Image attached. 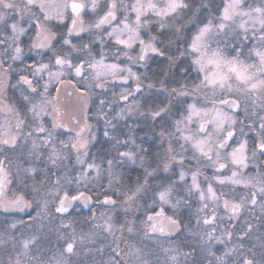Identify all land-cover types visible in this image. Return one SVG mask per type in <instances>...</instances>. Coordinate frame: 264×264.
Segmentation results:
<instances>
[{
  "label": "snow or ice",
  "instance_id": "snow-or-ice-1",
  "mask_svg": "<svg viewBox=\"0 0 264 264\" xmlns=\"http://www.w3.org/2000/svg\"><path fill=\"white\" fill-rule=\"evenodd\" d=\"M104 4L103 14L99 15L95 22H90L85 27V22L82 15L87 11L93 15L101 11V3ZM221 7H217L218 14L205 17L200 20L197 13L203 6L193 8V3L190 0H90L86 3L85 0H0V145L15 147L21 137L27 140L33 134L32 131L23 132L26 123V117L21 115L20 109L15 103H9L4 99L6 81L12 71L11 64L4 67L5 61L20 60L23 48L20 46V38L28 32H34L33 36L29 37L28 50L35 51L37 55L44 49L53 52L50 57V63H42L33 61L34 70L31 75L36 77L38 74L47 72L48 80L43 84L42 91L39 92L41 102L39 104H31L28 112L32 113L33 121L40 119L42 116L51 117V130L45 127L42 119L40 124L34 131L45 139L41 140V144L50 145L51 150L48 155V160L53 164L58 161L68 159L65 155L67 150L75 153L77 164L85 165L80 177L77 179L66 178L65 185H60L59 178L55 181L58 191L54 194L55 199L59 201L56 207V212L67 213L70 208H74L81 201L87 206L91 203L93 197L92 189L89 188V169L100 175V166L88 163L85 159L89 155V146L91 139L95 136L90 132V125L87 123V100L88 91L81 92L76 85L77 92H81L80 99L83 101L82 111L85 113L83 123L71 117V121L78 127L69 128L65 122L66 113L58 106L60 87L62 85L71 84V81H65V77L73 74L76 77H82L86 80L95 81V84H90L89 87L103 89L109 79L127 81L130 78H135L137 81L134 92L120 94V99L127 101L129 96L141 90L140 77L132 73V69L122 68L119 63H106L105 47L106 42L104 36H100L101 51L93 55L91 44L95 41L89 40V43L83 44L79 49L72 43V37L80 36V33H92L102 31L105 26L110 28L105 34L108 40L116 45V51L112 53L116 60L123 56L129 62L147 63L149 54H154L160 57H165V51L158 48L156 45L162 43L158 36L150 35L147 42L142 38L141 33L144 30L150 29V26L155 23L161 34L173 30L176 36L175 41H169V44L176 43V52L178 56L168 55L165 58L169 64H175L177 58H187L188 68L195 73L192 82L185 81L181 85V89H164L169 97H191L192 102L187 103L179 109L180 118L172 122V130L165 131L164 123L161 124L160 138L168 137L169 145L166 150L167 159L163 163V171L167 172L176 165L180 166L179 179L185 181L187 172L191 173V185L187 191L192 195L193 191L199 193V200L202 206L199 212H208V204L205 201H210L214 207L211 209L210 218L203 220L205 225H214L217 221V212L220 208L221 200H223V209L229 214L230 218H238L243 210L248 206L257 204V196L259 194L261 200V210L264 211V172H258L260 177L245 178L241 169H247L250 161H255L257 153L264 156V0H260L258 4L246 5V0H221ZM192 11L193 16L186 24L176 25L168 24L169 19H181L183 14ZM154 18V19H150ZM71 20V26L67 27V33L58 34L49 26L53 21L57 22V26L64 25L66 20ZM26 22L28 27L22 26ZM190 26V27H189ZM194 29V30H193ZM82 39V37H81ZM59 45L61 49L65 46L69 47L71 52H86L87 59L81 56H72L70 53L61 55L55 54V49ZM139 46V51L136 57L129 55V51L134 50ZM78 61L74 63L73 61ZM53 68L66 69V71L53 72ZM189 74L188 69L183 70ZM90 75H85V73ZM127 73V75H124ZM42 78V76H41ZM57 84V97L52 100L48 99L49 86ZM17 84L27 85L30 90V95L37 93V87L33 86V81L26 76H21ZM16 87V85H13ZM147 87L152 88L149 84ZM30 95H23L24 101H30ZM243 100V112L245 119H249V101L253 112L252 116H256L260 123L259 131L254 137L255 147L248 154V140L239 139L237 137V125H240V133L244 135V120L238 119V110L241 109V101ZM101 104L104 101L100 102ZM51 106V111L48 107ZM133 107H136L134 105ZM259 109V111H255ZM130 111V110H129ZM124 110H121V114ZM168 107H159L156 110L139 113L155 121L163 115L169 114ZM15 121L13 124L12 122ZM110 123V122H109ZM115 128V125H112ZM255 121L252 122L251 129H256ZM56 129H67L69 132H74V138L65 142L57 141L53 137V132ZM88 135H85V133ZM105 136H108V131H105ZM113 139H116L113 137ZM175 140L180 152L176 153L173 148L172 141ZM121 141L116 139V145L119 146ZM124 144L129 141H124ZM135 144V141H131ZM33 150L37 149L35 142L32 144ZM146 150L139 147L137 151L120 152L118 155L121 161L128 160L135 163L137 158L140 159L143 166L145 161L143 153ZM191 155H188V153ZM31 154V153H30ZM0 210L5 213L23 212L31 216L29 209H39L40 212L47 210L48 201L45 200L43 207L39 202L33 208V202L26 198L28 195H39V189L33 187L29 191L28 185L24 180L18 179L21 175V170L18 168L15 172L12 170L11 161L7 157H3L0 153ZM195 162L197 166L203 164L214 170L213 180L221 187L225 185H243L244 187L256 188L260 185L259 192H251L250 199L240 198L239 202L230 201L224 198L225 193L217 194L213 188L212 182H208L207 189H202L199 182L201 175L200 168L195 170L189 168L187 172L184 169L186 163ZM108 175L112 176L113 161L108 160ZM231 166L230 176H222V170H227ZM160 166L157 165V168ZM259 168V165H256ZM35 169L26 168L23 172L28 175L33 173ZM156 169L151 171L148 168L144 170V182L138 183L134 189H129L123 193V204L127 205L125 213L142 198V194L147 192L148 179L153 177ZM256 180L253 183V180ZM207 181V177L205 178ZM75 184V187L72 185ZM111 186V179L109 181ZM83 189V190H81ZM174 186L169 183L167 186L160 185V190L154 193L153 206L150 207L149 214H146L145 220L141 221L144 226V235L161 234L163 236L176 235L179 236L182 230V223L179 218V208L182 205L181 198H176L173 202L172 195ZM100 206L110 205L115 207L117 201L112 196L105 195ZM158 205V207H157ZM166 208L172 212L167 214ZM39 214V212H38ZM103 215V214H102ZM95 218V217H93ZM34 219V218H33ZM200 221L198 220L197 223ZM15 228L16 225L11 226ZM96 227L101 228L104 232L112 235L116 241L120 238L115 237L116 231L123 233L127 231L132 234L135 230L134 221H126L124 224L117 227L112 222V217L108 216L102 225ZM216 229L213 227L212 232L207 234L208 241L213 239L224 243L231 241L233 238V230L224 229L220 236H215ZM252 232V225L247 224L243 231L237 236V240L241 241L247 238ZM85 237H80V244L83 245ZM36 243V239L24 240L22 242V251L16 254L15 258L11 256L7 264H69L71 257L78 256L76 243L77 238L73 234L65 241L63 250L59 256L52 257L48 260L42 259L39 255H32V245ZM85 249V253L89 252ZM102 252L103 249H97ZM208 255L212 257L209 264H229V258L235 256L231 260V264H264V251H262L261 259L256 260L255 253L248 249L249 255L245 254L244 243L238 242L231 249H227L220 256H217L209 246ZM165 254L172 252L169 257V264H180L179 257L183 255L185 260L192 253H180L177 249H164ZM111 255L103 264H152L143 252V249L136 248L134 245H129L127 252L119 248L117 243L115 248L111 249ZM195 264V262H194Z\"/></svg>",
  "mask_w": 264,
  "mask_h": 264
},
{
  "label": "rangeland",
  "instance_id": "rangeland-1",
  "mask_svg": "<svg viewBox=\"0 0 264 264\" xmlns=\"http://www.w3.org/2000/svg\"><path fill=\"white\" fill-rule=\"evenodd\" d=\"M85 2L89 3L90 0H85ZM129 2H130V0H129ZM248 4L255 5V3L253 1H251V2L246 1L245 6H247ZM103 10H104V4L102 2L101 3V11H99L97 14L93 15L92 13L86 11L82 15V19L84 18L85 27H87L90 22H95V20L98 18V16L103 14ZM150 19H154V18L150 17ZM178 20L179 19H177V20L169 19L167 21V23L168 24L175 23L178 26V24H180V23H178ZM68 21L71 22V20L68 19L64 22V25L59 26L61 28V30H64V31L67 30V29H65V26L67 25ZM153 25H156V24L153 23L150 26V29L152 28ZM22 26H23V24H22ZM49 26L54 31V27L57 26V22L53 21ZM24 27H28V25H26ZM150 29L144 30L141 33L142 38L146 42H147L148 37L150 35L156 36V35H153L152 33H150ZM156 29L158 31H160L157 25H156ZM107 31H110V28L107 27V28H104L102 31L92 32L91 34L96 35V37L94 39L95 43L91 44L90 47H92L93 55L98 54L101 51V44H100L99 37L103 35L104 40L106 42V47L104 49L105 55H106V63H119V60L111 59V57L113 56L112 55L113 52L110 51L109 45H114V46H116V45L112 41L108 40V38L105 34ZM27 36H28V33L25 35H22L20 40H23V38H26ZM156 46L161 49L160 43H158ZM95 50H97V51H95ZM78 56H81L82 58L87 59V53L86 52H83V53L78 52ZM96 58L97 59L99 58L98 55H96ZM120 66L122 68H129L127 65H121L120 64ZM85 75L87 76L90 74L86 72ZM124 75H127V73H124ZM194 76H195V73H194ZM79 82H80V84H84V86H89L90 84H93V85L95 84V81H91L90 79L86 80V79H83L82 77H79ZM91 88L98 89L96 87H91ZM164 89L165 88H163L162 85H159V87H152V88L147 89L142 94L145 97H148V95H155L156 93L159 94L161 97V102H162L161 106L168 107L171 109L169 114L163 115L160 119L153 121L149 118L150 119L149 122H151V123L154 122V124L156 123L158 125L159 134L161 132L162 122L164 123V130L166 128L168 129V125L170 124V122H173L176 119L180 118L179 109L182 106H186L187 103L192 102L191 97H180V96L169 97L167 92L164 91ZM180 90H182V89L180 88ZM122 92L123 91H121V93ZM123 93H125V91ZM143 99H145V98L143 97ZM243 108H244V104H243V100H242L241 101V109L238 112V119L239 120H243L242 118H245ZM255 111H259V109H255ZM136 112L137 111L134 112L133 110L132 111L130 110L127 112H123L121 114V111H119L118 113H120V114H118L117 116H113L112 119H110V120L108 119V118H111L110 114L104 113L106 115L108 121L110 122L108 124V126L110 127V132L113 133V131H114L112 125L121 126V124L124 122V120L135 119L137 121V119H140L141 115L139 113H141L143 111H139L137 114H136ZM144 112H147V111H144ZM252 112H253V109L251 108V102L249 101V117L251 116ZM49 118L51 119L50 116H49ZM80 119H82V118H80ZM245 120L249 121V120H253V118L250 117L249 119H245ZM12 123L14 124L15 121H13ZM81 123H83V122H81ZM35 128H36V126L24 127L23 132L27 133L29 131H32L33 132L32 136L26 140L24 138V136L21 135L17 145L15 147L10 146L11 149L13 150V152L14 151L15 152L21 151V152L25 153V149L27 150V152H26L27 154L25 155V159L28 160V163L27 162L23 163L22 162L23 157L20 158L19 156H17V153L13 154L12 159H10L7 156V158L11 161L13 172H15L18 168L21 170V175L18 177V179L24 180V182H25V180H26L25 175L26 174L23 172V169H26V168L36 169V167H34V163H35V160H38V159H40V161H42V162H44V164H46V170L47 171H54L57 179L59 178V180H60V185H65L66 178H69L68 174H70V178L73 180L79 178L82 169L87 168V164H85V165L77 164L76 159H75V153L72 151V156L74 157L73 159L75 162L74 164L76 165V167H74V169L70 164V156H68V159L58 161L57 164L53 165L47 158L49 153H50L51 146L50 145L46 146V145L41 144V140L45 139V137L36 133L34 131ZM71 128H76V130H79L77 127H74V126H71ZM239 129H240V125L238 124L237 128H236L237 137L239 139H247L248 140V142H249L248 143V154L250 156L251 151H252L251 147L253 145L252 142H254V140L251 141L248 138V135L252 134L251 127L246 126V125L244 126V135H241ZM49 130H51V128H49ZM171 130H172V124L169 126V131H171ZM90 132L92 135L95 136V139H91V137H89V139L91 140V143H90V146H91L92 143L98 138V136H99L98 132L99 131L95 130L94 127L91 125L90 126ZM63 135L65 136L66 140H64V137H61ZM85 135H88V133L86 132ZM53 137L57 141V147H59V143H58L59 141L63 140L65 142H68L69 140H72L74 138V133L69 132L66 129H56L53 132ZM130 138H131V136L129 137V139ZM163 140L165 141L166 147L168 148V145H169L167 142L168 137H164ZM124 141H126V140H124ZM131 141H133L132 138L129 140V143H127L128 145L127 144H124V145L120 144L118 146L120 151L121 152L133 151L134 147H133V149L128 148L129 150H127V146H129V144H132ZM33 142H35L37 145L36 150H33V147H32ZM175 144L178 145V143L174 140L173 145H175ZM134 145H136V144H134ZM90 146H89V148H90ZM5 149H6L5 145H0V153H2L4 157H6V155H4V154H6ZM178 149H179V146H178ZM179 151H180V149H179ZM179 151L177 153H179ZM188 154L191 155L190 152ZM87 157L85 158L86 160H87ZM0 158H2V157H0ZM19 158H20V160H19ZM119 158H120V156H119ZM32 159H33V161H31ZM123 161L125 162V164L128 167L129 166L130 167H133V166L138 167L141 164L139 158H137L135 163H131L130 161H128L126 159ZM87 162H88V160H87ZM88 163H92V161H89ZM194 164H195V162H194ZM97 165L100 166V175L97 178L96 172L89 169L88 170L89 176H90V177L88 176L89 184H93L95 181L96 182L101 181L104 173H106L108 175V169H106V171H105V169L102 168L101 164H97ZM256 165H259V168H257ZM107 167H108V165H107ZM184 169L187 172L188 168L184 167ZM114 170H115V165L113 163V168L111 170L112 176L109 177V175H108L109 179L107 182V185H108L107 189L110 191L114 190V188H115L114 185L116 183L120 184V182H121L120 176H118ZM151 170L149 169V171H151ZM170 170L165 172L164 175L165 176H169L167 174L173 175V176L171 175L172 178L169 179V181L167 180L168 182L166 181L168 184L171 183L174 186L175 190H174L173 195H172L173 202H175L176 198H181L182 205L179 208V214L183 211V208L187 206L186 208L188 210L186 209V211L189 214H192L191 216L189 215V217H191V218L193 217L192 218L193 223L192 224L188 223V226L185 229V231H182L180 233V235L177 237L178 238L177 242L172 243L170 241L166 242L162 238L157 237L158 233L155 234L157 236L153 239V242H152V240L150 241V239H148L149 241L142 240V238H141L142 236L138 235V233H139L138 231H140L141 229L144 230V226L142 223L137 222V223H135V227H136L135 231L131 235V237H132L131 241L132 240H134V241L130 242L129 245H134L136 248L143 249V252L145 253L146 258L148 260H150L152 262V264H154V262H155L154 260L157 259V256L159 254L164 260V262H162V263L163 264H169V257L172 255V252L165 254L164 249H177V250H179L180 253H192L193 250H195L193 255H189L187 257V260H185V257L183 255H181L179 257L180 264H194V262H195V264H197V263L198 264H209V261L212 260V257L208 255V251H207L209 246L211 247L212 251L216 253L217 256H220L227 249H231L238 242H243L244 248L247 247L248 243H251L253 245H256L261 251H264V211L261 210V206H260L261 200H260L259 194L257 196V201H258L257 204L255 206L248 205L243 210L241 215L236 219L230 218L229 214L223 209V200H221L220 208L217 212L218 218H217L216 223L214 225H211V226L205 225L203 223V220L206 218H210L211 209L214 207V205L210 201H205V203L208 204V212H206V213L199 212V209L202 206V204L199 200V193L193 191L192 195H189L188 191H187L188 187L191 185V173L187 172V179L185 182V181H181L179 179V172L181 170L180 167L177 166V168L174 169L173 173L170 172ZM232 170H235V169H232L230 166L229 169L222 170L221 175L222 176H230ZM240 171L243 173L245 178L255 177L256 179H259L260 177L257 175V173L258 172H264V164L260 159V154L257 153V158L254 162L253 161L249 162V167L247 169H241ZM34 172L31 173L30 175L34 174ZM200 173H201V175L199 177V182L201 184L202 189L206 190L207 186H208V182H212L213 188L216 190L217 194H219L220 192H224L226 194L224 198L229 199L230 201L239 202L240 198H242V197L246 198V199H250L251 192H253V191H255L257 193L259 192L260 185H257L256 188H252L250 186L244 187L243 185H230V184L221 187L220 185L215 183L213 180L214 170L210 167L203 165V164H201ZM30 175H28V176H30ZM206 177H207V181L205 180ZM110 179H111V186L109 185ZM142 181L144 182L143 179H142ZM255 182H256V180L254 179L253 183H255ZM148 184H150V186L152 188H151V190L149 189L150 200H149V203L147 204V206L144 208V212H143L145 215V218H146V214H149L150 207L153 206L152 197H153L154 193H156L160 190V187H158L159 182H155L154 184H156V185H153L152 182H149V180H148ZM75 186H76L75 184L72 185V187H75ZM122 188L124 190H127V187L124 185H122ZM117 189H119V188H117ZM120 189H121V187H120ZM53 190H54L53 192L49 191L45 195L46 196L45 200L48 201V207H47V210H45V211L40 212V211H38V209H36V210L29 209V211L31 212V216H28V215L24 214L23 212L19 215H10V216L0 213V246H3V245L7 246L8 249L10 247L11 248H13V247L17 248V253H18V252L22 251L21 245H22V242L24 240H30L32 238H35L36 243L34 245H32V253L31 254L32 255H39L42 257V259L48 260L54 256L58 257L59 253L63 250V247L65 246V241L68 240L74 234L77 238L76 247H77V251L80 253V255L71 257L69 264H73V262H75V260L79 261L78 264H103L104 261H107L109 259L110 255L112 254L111 249L116 247L117 242L112 235L104 232L101 228L96 227V226L102 225L104 223V220L108 216H111L112 222L117 227H119L120 224L115 222V219H114L115 213H117L115 211L119 210V206L118 205L115 207L111 206L112 209L104 210L99 214H97V212L93 209V211L89 217L90 226H89V228L85 229V228H83L82 222H77L75 219L73 220V217L68 218L67 214H62L64 216H66L65 218L60 217V216L56 217V216H58L57 214H60V213L56 212V207L58 206L59 201L57 199H55V196H54V194L58 191L57 186L55 188H53ZM26 198H28L32 201L31 198H29L27 196H26ZM43 203H44V201H42L40 204L42 207H43ZM35 206H36V203H33V208H35ZM120 206H122V205H120ZM190 206L193 207L191 210L189 209ZM157 207H158V205H157ZM122 209L125 212V207L122 206ZM38 212H39V214H38ZM74 213H77V212L73 211L72 214H74ZM168 214L171 215L172 212L169 210ZM93 217H95V218H93ZM198 220L200 221L199 223H197ZM13 224L16 225L15 228L11 227ZM247 224L252 225V232L250 233V235L247 238H244L243 240L238 241L237 236L243 231V229L245 228V226ZM213 227L216 229L214 235L220 236L221 239H224L222 236V231L224 229L233 230L232 240L229 241V243L226 240L224 243H221L215 239H213L212 241H208L207 234L209 232H212ZM118 233H119V231H116L115 237H117ZM81 236L85 237L83 245L80 244V237ZM159 236H161V235H159ZM162 237L165 238L167 236H162ZM140 238H141V240H140ZM104 240H105V244H104ZM99 242H100V245H103V246H99V248H97V249H101L103 247L102 248L103 251L101 253H99V255H98L99 257L96 256V257H98V258H96L95 257V251H97V249L93 248V246ZM101 243H103V244H101ZM151 244L153 245L154 249L160 248L158 255L152 254L153 256L151 255V257H150V251L152 250V249H150ZM141 245H143V246H141ZM85 249H89L90 251L85 253ZM104 249L106 250L105 253H104ZM127 250H128V247H127ZM16 254L12 258H15ZM85 258H86L85 261H80L81 259H85ZM235 258H236L235 256L230 257L229 258V264H231V260L235 259ZM130 264H134V262H130ZM213 264H214V261H213Z\"/></svg>",
  "mask_w": 264,
  "mask_h": 264
},
{
  "label": "trees",
  "instance_id": "trees-1",
  "mask_svg": "<svg viewBox=\"0 0 264 264\" xmlns=\"http://www.w3.org/2000/svg\"><path fill=\"white\" fill-rule=\"evenodd\" d=\"M246 1L247 2L253 1L255 4L260 2V0H246ZM190 2L193 3V8H195L197 6H203L201 8V10L197 13L200 20H204L205 17H208L210 15L218 14L217 7L219 6L222 8V6H223L221 4V0H190ZM192 16H193L192 11H188V12L183 14L182 18L178 20V23L186 24ZM180 24H178V25H180ZM150 33L158 36L160 41H162V43H160V46H161V50L165 51V57L168 55L178 56V54L176 52L177 44L174 42L169 44L170 40L175 41V39H176V36L173 34L172 29H169L168 31L161 34V32L156 29V25H153L152 28L150 29ZM88 41H89V37L88 38L85 37L83 39H80V45L82 46L83 44H87ZM95 51H97V50H95ZM156 57H157V59L153 60V62L149 63L148 65L144 64V70H143V73H144V75H143V86H144V88H146L147 85L151 84V85H153V87H159V85H162L163 88L169 89V90L172 88L180 89L181 85L183 83H185V81H188L189 83L193 81L194 72H191V69L188 68L189 62H188L187 58H177L176 63L170 65L168 60L165 57H160V56H156ZM184 69H188L189 74H186L183 71ZM150 98L152 99V101L151 100L149 101ZM143 104H151V105H155V106L160 107L162 105L161 97L157 93L155 95H149V97L147 99L143 100ZM96 105H97V103L94 106L92 105V107H94V109H96ZM99 105H101V104L99 103ZM103 114H104L103 111H100L98 114L97 113L94 114V115H97L98 122H103L104 120H108V119L110 120V119H112L113 116H117L119 113L118 112L109 113L111 118H108V119L107 118L106 119L98 118V116H100V115L102 116ZM250 117L253 118V120L248 121V120H245V118H242V119L244 120V124L246 126H250V127L252 125V122L255 121V124L257 127L255 130L251 129L252 134L248 135V138L252 141V140H254V137H256L257 132L259 131L258 125H259L260 121H259V119H257L256 116L251 115ZM130 120H133V119H130ZM94 129L99 131L98 132L99 136L92 143V145L89 148V155L87 157L88 162L94 161L95 164H101L102 168L105 169V171H106V169H108L107 161L112 160L114 165H115L114 171L116 172V174L118 176H120L121 182H120V184L116 183L114 185V187H115L114 190H112V191L108 190L107 189V187H108L107 182H108L109 177L106 173H104L101 181H99V182L95 181L93 184H89V188L92 189L91 195H92L93 199L96 201H97V197H98L100 202H102L104 200L105 195L112 196V198H114V200L117 201V205L119 206V210L115 211L117 213H115L114 219H115V222H117L118 224H120V225L124 224L126 221H135V223H137V222L141 223V221H143L145 219V215L143 212H144V208L149 203L150 191L147 190L146 193L142 194V198L138 199L136 201V203L131 207V209L128 210L127 214L122 209V206L126 208L127 205L125 206V204H123L121 202L124 200L123 193L128 192L129 189H134L138 183H143L142 179L144 180V170L145 169L144 168L141 169L140 166H138V167H136V166L130 167L129 166L128 167L125 164V162L121 161V159L119 158L118 153H120L121 151H120L119 147L116 145V139L121 141V143H120L121 145H124V143H123L124 142V139H123L124 130H123V128H121V126H115V128H113L114 129L113 133L110 132L109 126L107 128L106 127L104 128L103 125L95 126ZM105 131H108V136L104 135ZM61 137H64V140H66L64 135ZM113 137H115L116 139H113ZM133 147H134V149H133ZM5 148H6L5 149L6 154H4V155H6V157L8 156L10 159H12L13 154L17 153V156H19L20 158L23 157V159H24V160L22 159L23 163H26V162L28 163V160L25 159V155L27 154L26 149H25V153H24L21 151H16V152L14 151L13 152L11 147H5ZM128 148L133 149V151H135V145L134 144H129V146H127V149ZM65 155L70 156V164L74 169V167H76V165L74 164L75 162L73 159L74 157L72 156V151L67 150L65 152ZM161 156H162V153H161V149L159 148L157 150H154L152 152V154H149L145 157V161H146L145 163L147 164L148 168H150L152 165L156 166L157 164L160 166L159 168H156V172H155L154 176L150 177L148 179L149 182H152V184L155 182H159L158 187H160V185L166 186L168 184L167 182L169 181V176H165L164 172H163V167L161 165ZM20 158H19V160H20ZM31 161H33V159ZM34 167H36V169H35L36 171L34 172V174L27 176L25 183L28 185L29 191L33 187L38 188L39 189V195H36V196L28 195L27 197L31 198L33 203L39 202L41 204V202L45 201V199H46V196H45L46 193H48L49 191L50 192L54 191L53 188L56 187L55 181L57 180V177H56L54 171H47L46 170V164H44V162L40 161V159L35 160ZM68 177L70 178V174H68ZM122 185L126 186L127 190H124L122 188ZM120 187H121V189H120ZM117 188H119V189H117ZM120 205H122V206H120ZM186 207H184L183 211L179 214V218H180L181 223H182L181 232L185 231V229L188 226V223H190V224L193 223V219H192L193 217L192 218L189 217V215L191 216L192 214H189L186 211V209H187ZM41 208H42V206H41ZM192 208L193 207L190 206L189 209L191 210ZM93 209L97 212V214H99L104 210L112 209V207L109 205L100 206V203H98L91 210H85L84 208H81L79 211H76L77 213H74V214L70 213L67 217L68 218L73 217V220L75 219L77 222H82L83 228L87 229L90 226L89 217H90ZM38 211H40V210L38 209ZM166 211L168 214L169 210L167 208H166ZM57 215L58 216H56V215L55 216L56 217L60 216L59 214H57ZM138 232H139L138 235H141L142 240H145V241H149L148 239H150V241L152 240V242H153V239L158 235V234L157 235L152 234L149 236H145L144 230H142V229ZM131 235L132 234H129L127 231H124L123 233H121L119 231V233L117 235V237H119L120 239L116 242L119 243V248L123 249L124 252H127V247L129 246L130 242L134 241V240L131 241V238H132ZM157 237L162 238L166 242L170 241L172 243H176L177 239H178L177 238L178 236H176V235L174 237H165V238L158 235ZM141 238H140V240H141ZM228 243H229V241H228ZM101 244H103V243H101ZM104 244H105V240H104ZM152 244L150 245V247H151L150 249H152L150 251V257L152 254L158 255V252L160 249V248L154 249ZM99 246H103V245H100V242H99V243H96V245H94L93 248L97 249V248H99ZM141 246H143V245H141ZM248 249H251L252 252L255 253V257H256L257 261H259L261 259L262 251L256 245L248 243L247 247L244 248L245 254L249 255V257L251 258V254L248 253ZM105 251L106 250L104 249V253H105ZM16 253H17V248H14V247L11 248L10 247L8 249L7 246H4V245L0 246V264H7L9 257L10 256L14 257V255ZM99 253H101V252L95 251V257L98 256ZM98 257H96V258H98ZM154 261H155L154 264H163L162 262H164L163 258L160 256V254L157 256V259ZM78 263H77V261L73 262V264H78Z\"/></svg>",
  "mask_w": 264,
  "mask_h": 264
},
{
  "label": "flooded vegetation",
  "instance_id": "flooded-vegetation-1",
  "mask_svg": "<svg viewBox=\"0 0 264 264\" xmlns=\"http://www.w3.org/2000/svg\"><path fill=\"white\" fill-rule=\"evenodd\" d=\"M83 20H84V18H83ZM26 25H27V23L24 22L23 26H26ZM68 26H71V22H69V21L67 22L65 29H67ZM107 27L108 26H105L104 28H107ZM54 31L57 32L58 34H65L66 35V33H67V30H65V31L61 30V28L59 26H55ZM33 33L34 32H28V36L26 38H23V40H20V46L23 48V53H22L21 59L16 60V61H12V60L8 59L5 61L4 67H8V65L11 64L12 71L10 72L9 77L6 81L5 92H4L3 98L7 99V101L9 103H15V105L20 109L21 115L26 117V123H25L24 127H30V126H36L37 127L40 124L41 119H42L45 127L51 128V119L49 118V116H42L40 119L33 121L32 113L27 111L28 108L31 107V104H33V103L39 104L41 102L42 98L39 95V92L42 91L43 84L48 80L47 72L42 73V74H38L36 77L31 75L32 71L34 70L33 61L34 60L40 61L42 63L47 64V63H50V57L53 56V52L48 50V49L42 50L39 55H37V53L35 51L29 52V50H28L29 37L33 36L34 35ZM81 37H82V39L85 37H87V38L89 37V40L94 41L96 35H92L91 33H80L79 37H77L76 35H73L72 37H66V38L71 39L72 43L75 44L76 47L79 49L80 47H82L80 45ZM87 43H89V41ZM109 46H110L109 49L111 52L116 51V46H114V45H109ZM2 47L3 46H0V48H2ZM138 51H139V46H137L134 50L129 51V55L132 57H136ZM70 52H71V50L67 46H65L61 49V47L59 45H57V47L55 49V54H57V55H61L64 53H70ZM71 55L72 56H78V52H71ZM156 56L157 55L149 54L146 64L140 63V62H129V60L127 58L120 56L119 63L121 65H127L128 67H130L132 69V73H134L135 76L140 77L139 82L142 85L141 90L139 92H135L134 95L129 96L127 101L120 99V93H121V91H123V92L125 91V94H127V92H134V90L136 88V84H137V81L135 78H130L127 81H123V80L113 81V80L109 79V81L107 82L106 86L103 89H101V88L93 89V88H90L89 86H84V84H80L79 77H76L74 75V73L67 75L64 79L66 82L71 81V84L66 83V85L59 86L60 87V93H59V99H58V106L61 108V110L63 112L66 113L65 122L68 124V127L69 128H71V126L77 127L71 121L72 116H75L76 119L83 122V118L85 116V113L82 111L83 101L80 99V95H81V92H84L85 90H87L88 94H89L88 100H87V112H86L87 123L90 126L92 125L93 127L103 125V127L105 128L109 124L108 120H104L103 122H98L97 115H94V114L95 113L98 114L100 111H103L104 113H106V112L107 113H115V112H119L121 110H124V112H127L129 110H131V111L133 110L134 112L137 111L136 112V114H137L139 111L144 112V111H149V109L156 110L157 108H159V106H155V105H151V104H143V100H144L143 97L145 99H147L149 97V95H148V97H145L144 95H142L147 89H149V87L144 88V86H143L144 64L148 65L149 63L153 62V60L157 59ZM111 59L116 60L113 56L111 57ZM73 62L77 63L78 61L74 60ZM52 71L53 72L66 71V69L53 68ZM21 76H26L33 81V86L37 87V93L30 95V90H28L27 85H23V84L18 85L17 84V81L20 79ZM41 76H42V78H41ZM73 84L76 85V88H79L81 90V92H77L76 88L72 87ZM13 85H16V87H13ZM57 87H58V85L55 83H53L49 86V93H48V99L49 100H52L53 98L57 97V92H56ZM22 93H23V95H30L31 103H29L28 101H24L22 99ZM150 100L152 101L151 98L149 99V101ZM101 101H104V103L101 104L100 103ZM96 103H97L96 109H94V107H92V105L94 106ZM99 103L101 105H99ZM134 105H136V107H133ZM160 107H163V106H160ZM48 111H51V106L48 107ZM170 111H171V109H170ZM80 118H82V119H80ZM98 118L106 119L107 117L105 114H103L102 117L98 116ZM149 121H150V119L145 117V116H141L140 119H137V121L135 119L124 120V122L121 124V128H123V130H124L123 137L125 139L124 138L123 139L126 141H129L132 138L136 144L135 145V151H137L139 147H142L146 150L143 153H139V155L143 156L144 161H145V157L147 155L152 154V152L154 150H157L160 148L161 153H162L161 165L163 167V163L166 162V159H167L166 143L164 140H161V138H160L158 125L156 123L154 124V122L151 123ZM171 124H172V122H170V124L168 125V129L166 128L167 130L165 129V131H169V126ZM72 133H74V132H72ZM130 136H131V138L129 139ZM167 142L169 144V139L167 140ZM173 143H174V140L172 141V145H173ZM252 144L253 145H252L251 149H253L255 147V143L252 142ZM178 146L179 145H177V144L173 145V148L175 149L176 153L179 151ZM5 147H10V146L5 145ZM260 159L264 164V156L260 155ZM157 165L156 166L152 165L150 168H148L147 164L144 163L143 166L140 164V168L141 169L148 168V170L149 169L151 170L153 168L156 169ZM177 166L180 167L179 165H176L173 168H171L170 172L173 173L174 169H176ZM184 167L188 168V169L192 168L193 170H195L196 167L201 168V165L197 166L196 164H194V162H192L191 164L186 163L184 165ZM163 172L165 173V171H163ZM167 175H169V179L172 178L171 177L172 174L171 175L167 174ZM153 185H156V184L153 183ZM151 188L152 187L150 186V184H148L147 189L151 190ZM98 203L99 202L97 201V204ZM93 207H91L90 209H87V210H91ZM81 208H84V207L77 203L74 208H72L71 210L68 211L67 216L70 213H72L73 211H79ZM0 213L10 216V215H19L22 212L5 213L4 211L0 210ZM59 215L61 217H66V216L62 215V213H60ZM158 235H161V234L158 233ZM161 236H163V235H161ZM174 236L175 235L167 236V237H174ZM85 260H86V258L81 259V261H85ZM75 262H76V260H75ZM78 262L79 261H77V263Z\"/></svg>",
  "mask_w": 264,
  "mask_h": 264
},
{
  "label": "water",
  "instance_id": "water-1",
  "mask_svg": "<svg viewBox=\"0 0 264 264\" xmlns=\"http://www.w3.org/2000/svg\"><path fill=\"white\" fill-rule=\"evenodd\" d=\"M239 111V110H238ZM81 206H83L86 210L87 209H90L91 207H93L94 205L97 204V201L92 199L91 203H89L87 206L84 205V203L81 201L80 203ZM72 208H70L69 210H71ZM19 211H16V212H11V213H18ZM68 213V212H67ZM67 213H62V214H67ZM172 236V235H171Z\"/></svg>",
  "mask_w": 264,
  "mask_h": 264
}]
</instances>
